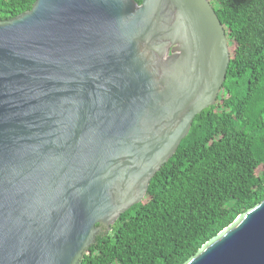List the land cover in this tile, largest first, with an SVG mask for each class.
Listing matches in <instances>:
<instances>
[{"label": "water", "instance_id": "water-1", "mask_svg": "<svg viewBox=\"0 0 264 264\" xmlns=\"http://www.w3.org/2000/svg\"><path fill=\"white\" fill-rule=\"evenodd\" d=\"M229 59L208 0H35L0 20V264H80ZM195 253L184 264H264V199Z\"/></svg>", "mask_w": 264, "mask_h": 264}, {"label": "trees", "instance_id": "trees-1", "mask_svg": "<svg viewBox=\"0 0 264 264\" xmlns=\"http://www.w3.org/2000/svg\"><path fill=\"white\" fill-rule=\"evenodd\" d=\"M34 1L0 0V20ZM208 2L231 44L216 102L80 264H184L264 199V0Z\"/></svg>", "mask_w": 264, "mask_h": 264}, {"label": "rangeland", "instance_id": "rangeland-1", "mask_svg": "<svg viewBox=\"0 0 264 264\" xmlns=\"http://www.w3.org/2000/svg\"><path fill=\"white\" fill-rule=\"evenodd\" d=\"M228 46H229V48L231 47V44H230V42L228 43Z\"/></svg>", "mask_w": 264, "mask_h": 264}]
</instances>
